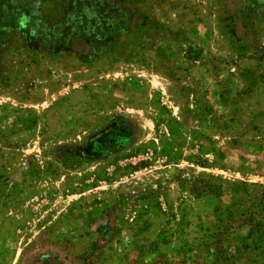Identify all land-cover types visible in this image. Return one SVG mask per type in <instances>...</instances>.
I'll return each instance as SVG.
<instances>
[{"label": "rangeland", "instance_id": "rangeland-1", "mask_svg": "<svg viewBox=\"0 0 264 264\" xmlns=\"http://www.w3.org/2000/svg\"><path fill=\"white\" fill-rule=\"evenodd\" d=\"M0 264H264V0H0Z\"/></svg>", "mask_w": 264, "mask_h": 264}]
</instances>
